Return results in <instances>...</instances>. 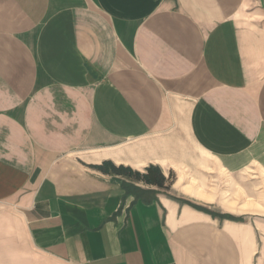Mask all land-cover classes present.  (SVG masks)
Masks as SVG:
<instances>
[{
  "label": "crops",
  "instance_id": "crops-1",
  "mask_svg": "<svg viewBox=\"0 0 264 264\" xmlns=\"http://www.w3.org/2000/svg\"><path fill=\"white\" fill-rule=\"evenodd\" d=\"M250 168L264 0H0V264H264Z\"/></svg>",
  "mask_w": 264,
  "mask_h": 264
},
{
  "label": "rangeland",
  "instance_id": "rangeland-1",
  "mask_svg": "<svg viewBox=\"0 0 264 264\" xmlns=\"http://www.w3.org/2000/svg\"><path fill=\"white\" fill-rule=\"evenodd\" d=\"M175 180L174 174H171ZM170 175V177H171ZM171 180V179H170ZM196 191H203L206 193H215L217 190L214 184L206 185H191ZM201 186V187H200ZM233 187V193H229L228 206L234 210L248 207L250 209L260 210L264 213V170L260 168H250L243 178L238 180L234 179V184L229 185ZM196 187H199L197 189ZM231 188V187H230ZM233 199H232V198Z\"/></svg>",
  "mask_w": 264,
  "mask_h": 264
},
{
  "label": "trees",
  "instance_id": "trees-1",
  "mask_svg": "<svg viewBox=\"0 0 264 264\" xmlns=\"http://www.w3.org/2000/svg\"><path fill=\"white\" fill-rule=\"evenodd\" d=\"M97 169L105 173L122 176L137 182H143L146 185L155 186L157 188H167V184L174 181L172 175L167 179L163 175L161 168L153 165L146 168L144 172L134 171L130 167H116L110 162L104 163L102 166L97 167Z\"/></svg>",
  "mask_w": 264,
  "mask_h": 264
}]
</instances>
